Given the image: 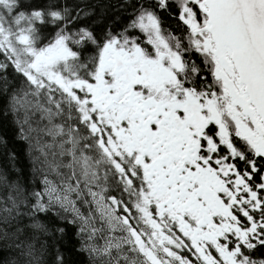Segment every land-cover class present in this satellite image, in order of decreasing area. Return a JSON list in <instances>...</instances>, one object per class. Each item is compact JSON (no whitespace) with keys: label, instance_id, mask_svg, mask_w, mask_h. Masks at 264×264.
I'll list each match as a JSON object with an SVG mask.
<instances>
[{"label":"snow or ice","instance_id":"snow-or-ice-1","mask_svg":"<svg viewBox=\"0 0 264 264\" xmlns=\"http://www.w3.org/2000/svg\"><path fill=\"white\" fill-rule=\"evenodd\" d=\"M0 264H264V0H0Z\"/></svg>","mask_w":264,"mask_h":264},{"label":"trees","instance_id":"trees-1","mask_svg":"<svg viewBox=\"0 0 264 264\" xmlns=\"http://www.w3.org/2000/svg\"><path fill=\"white\" fill-rule=\"evenodd\" d=\"M0 136L8 138V146L16 151L19 160L18 164L21 167H26L27 161L23 156V151L20 145L16 144L11 138V130L8 127L0 126ZM4 164V149L0 148V165Z\"/></svg>","mask_w":264,"mask_h":264}]
</instances>
